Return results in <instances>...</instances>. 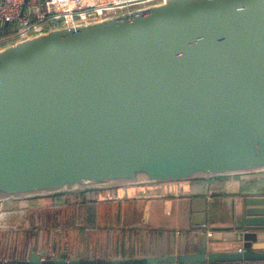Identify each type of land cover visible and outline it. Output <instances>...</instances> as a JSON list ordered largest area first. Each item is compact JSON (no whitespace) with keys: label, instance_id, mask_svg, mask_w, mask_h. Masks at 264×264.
<instances>
[{"label":"water","instance_id":"1","mask_svg":"<svg viewBox=\"0 0 264 264\" xmlns=\"http://www.w3.org/2000/svg\"><path fill=\"white\" fill-rule=\"evenodd\" d=\"M232 178L264 179V0H163L0 48V206ZM187 198L198 252L111 264L264 262V190L233 199L228 219Z\"/></svg>","mask_w":264,"mask_h":264},{"label":"rangeland","instance_id":"2","mask_svg":"<svg viewBox=\"0 0 264 264\" xmlns=\"http://www.w3.org/2000/svg\"><path fill=\"white\" fill-rule=\"evenodd\" d=\"M174 184L140 186L143 187L140 191L139 187H133L128 192L117 189L116 193L103 196L104 199L111 200L99 205L101 219L98 229L96 227L87 229L82 219L76 217L73 209L59 210L47 206L44 211L33 214L29 211L28 201L10 202L6 204L5 210L13 211L14 207L18 209L22 207L21 211L27 212L23 218L28 219V222H21L18 229L0 231L1 235L5 236L4 239L10 242L2 255L9 256L13 261L17 252H23L27 246L36 248L37 245L40 246L39 251L46 252L50 257L54 255L55 249L57 254L68 252L72 255L70 258L89 261L124 260L147 257L153 253L164 254L165 247L161 249L158 247L161 238L159 232L149 226L151 195L148 194L152 191L160 193L172 190L175 187L170 185ZM167 238L171 246L172 243L179 242L177 239L180 237L175 235L174 238L169 233ZM183 247L184 252L189 251L186 249L187 246Z\"/></svg>","mask_w":264,"mask_h":264},{"label":"crops","instance_id":"3","mask_svg":"<svg viewBox=\"0 0 264 264\" xmlns=\"http://www.w3.org/2000/svg\"><path fill=\"white\" fill-rule=\"evenodd\" d=\"M264 179H217L213 181H196L192 183H177L170 185L175 187L172 190L162 191L157 193L152 191L148 194L151 195V204H150V223L149 226L153 230L159 232L160 240L158 241L159 249L165 247L164 254L153 253L147 257H159L167 256L172 254H191L196 253L201 248V241L204 233L202 231L196 230L192 224V213L188 205L189 198L187 195L191 193L204 194L206 195L207 201L214 205L225 204V209L227 215L225 217L231 218V212L233 210V199L236 201L242 197V194L251 190H264L263 187L258 186L260 182ZM155 186V185H153ZM166 186H169L168 184ZM133 188V187H132ZM139 191L143 187H139ZM131 188L122 189L125 192H128ZM5 206V207H4ZM7 205L4 204L3 208H6ZM22 207H14L13 211H21ZM29 208V205H28ZM27 209V207H26ZM12 211V210H11ZM22 218V217H21ZM16 219L15 222H11V229H18V227L25 222L24 218ZM22 222V223H21ZM28 222V219H27ZM26 222V223H27ZM35 222H33L34 224ZM13 226H16L13 228ZM37 226V224H36ZM35 228V227H34ZM36 229V228H35ZM5 232L8 230H0ZM36 231V230H35ZM171 233L175 238V235H178L180 238L177 239L179 242L172 243L169 245V240L167 234ZM175 234V235H174ZM207 234L212 235V232H207ZM5 236H2L0 233V264L2 263H20L28 259L29 255L32 252H40L44 258H51L50 255H46V252L39 251L40 246L30 247L27 246L23 252H17L14 256V260L11 261L9 256L5 257L2 255L5 252V247L10 244L7 239H4ZM2 240V241H1ZM26 245V244H25ZM183 246H187L188 252H184ZM217 251H226L232 249H238L239 244H216L213 245ZM168 247L171 249L169 250ZM20 255V256H19ZM143 258V257H139ZM129 259V258H126ZM4 260H7L4 262Z\"/></svg>","mask_w":264,"mask_h":264},{"label":"built area","instance_id":"4","mask_svg":"<svg viewBox=\"0 0 264 264\" xmlns=\"http://www.w3.org/2000/svg\"><path fill=\"white\" fill-rule=\"evenodd\" d=\"M163 0H0V45L26 39L52 28L102 20ZM15 25V33L3 37V30ZM11 212L0 206V214ZM10 221L0 230H10Z\"/></svg>","mask_w":264,"mask_h":264},{"label":"trees","instance_id":"5","mask_svg":"<svg viewBox=\"0 0 264 264\" xmlns=\"http://www.w3.org/2000/svg\"><path fill=\"white\" fill-rule=\"evenodd\" d=\"M15 25H10L3 30V37L8 38L14 35ZM9 42L0 45V48L6 46ZM258 186L264 188V180L258 184ZM116 193V190L112 191H98V192H86L79 194H65L61 196H56L48 199H36L29 201V211L31 213H40L49 208H55L59 210L63 209H73L75 211L76 217H80L85 223L87 229L96 227L98 229L99 222L101 219V213L99 211L100 203L110 202L109 199H104L109 193ZM46 202H50L47 204ZM33 213V214H35ZM79 215V216H78ZM2 264H20V263H2ZM103 264H108L104 262ZM249 264H264V262H256Z\"/></svg>","mask_w":264,"mask_h":264},{"label":"flooded vegetation","instance_id":"6","mask_svg":"<svg viewBox=\"0 0 264 264\" xmlns=\"http://www.w3.org/2000/svg\"><path fill=\"white\" fill-rule=\"evenodd\" d=\"M27 221V220H26ZM81 221H83V220H81ZM66 255L67 256V258H70L72 255L71 254H69L68 252H66V253H61V254H57L56 253V251H55V249H54V255H52L51 257L52 258H59L61 255ZM96 259V258H95ZM121 260H123V259H115V260H107V261H101V260H99V259H96V260H94L95 262H96V264H103L104 262H106V263H108V264H111V263H113V262H117V261H121Z\"/></svg>","mask_w":264,"mask_h":264}]
</instances>
